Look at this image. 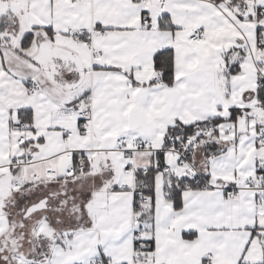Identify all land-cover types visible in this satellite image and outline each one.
Returning a JSON list of instances; mask_svg holds the SVG:
<instances>
[{
  "label": "snow or ice",
  "instance_id": "6c2138e0",
  "mask_svg": "<svg viewBox=\"0 0 264 264\" xmlns=\"http://www.w3.org/2000/svg\"><path fill=\"white\" fill-rule=\"evenodd\" d=\"M0 264H264V0H0Z\"/></svg>",
  "mask_w": 264,
  "mask_h": 264
}]
</instances>
